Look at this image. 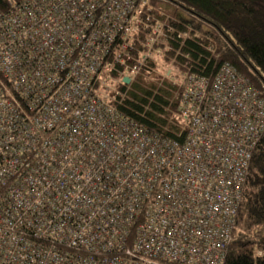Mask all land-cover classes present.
Segmentation results:
<instances>
[{"label":"built area","instance_id":"1","mask_svg":"<svg viewBox=\"0 0 264 264\" xmlns=\"http://www.w3.org/2000/svg\"><path fill=\"white\" fill-rule=\"evenodd\" d=\"M161 1L0 6V264H224L264 82L165 68L198 35ZM151 64L181 91V144L114 108Z\"/></svg>","mask_w":264,"mask_h":264},{"label":"trees","instance_id":"2","mask_svg":"<svg viewBox=\"0 0 264 264\" xmlns=\"http://www.w3.org/2000/svg\"><path fill=\"white\" fill-rule=\"evenodd\" d=\"M165 1L164 11L179 20L182 29L190 25L197 35H203L186 42L181 52L189 55L180 53L175 65L168 62L173 55L168 51L165 68L172 73L188 70L213 77L221 64L229 63L254 83L253 74L264 82V0ZM7 2L0 0V6ZM205 25L222 32L228 44ZM154 67L151 64L129 86L120 88L128 90L115 99L114 108L149 135L181 144L188 129L179 110L181 91ZM234 237L224 264H264V135L253 152Z\"/></svg>","mask_w":264,"mask_h":264},{"label":"bare ground","instance_id":"3","mask_svg":"<svg viewBox=\"0 0 264 264\" xmlns=\"http://www.w3.org/2000/svg\"><path fill=\"white\" fill-rule=\"evenodd\" d=\"M150 3H153V2H158L159 4L163 5L162 4V1L161 0H149ZM167 2V1H166ZM165 4V3H164ZM169 4L171 6H173L172 2H169ZM167 5H168V2H167ZM208 28H210L215 34L217 37H219V39H221V41H224L225 43H227V40H226V37L224 36V34L222 32H219L216 28L212 27V26H208ZM228 44V43H227ZM150 56H154L153 54H151ZM114 67H116L115 65H113ZM155 68H158L155 66ZM43 107V105H41ZM5 133H8L7 130L4 128L3 130ZM73 132V131H72ZM115 132L112 130L111 131V134H114ZM264 133L262 134L261 138L263 137ZM255 150V149H254ZM254 152V151H253ZM253 152H252V156H253ZM251 161H252V157H251V160H250V164H249V168H248V172H249V169H250V165H251ZM247 177H248V173H247ZM246 177V179H247Z\"/></svg>","mask_w":264,"mask_h":264},{"label":"rangeland","instance_id":"4","mask_svg":"<svg viewBox=\"0 0 264 264\" xmlns=\"http://www.w3.org/2000/svg\"><path fill=\"white\" fill-rule=\"evenodd\" d=\"M198 33V32H197ZM198 36H199V38H202L203 37V35L202 34H200V33H198ZM166 54H168V53H166ZM166 62V61H165ZM168 62H171V64H176L174 61H173V55H172V57H170L169 58V60H168ZM252 70V69H251ZM253 71V70H252ZM254 73H256L255 71H254Z\"/></svg>","mask_w":264,"mask_h":264},{"label":"water","instance_id":"5","mask_svg":"<svg viewBox=\"0 0 264 264\" xmlns=\"http://www.w3.org/2000/svg\"><path fill=\"white\" fill-rule=\"evenodd\" d=\"M128 81H129L128 79H124V82H125V83H128Z\"/></svg>","mask_w":264,"mask_h":264}]
</instances>
